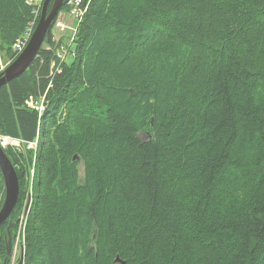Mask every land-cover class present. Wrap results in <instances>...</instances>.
I'll list each match as a JSON object with an SVG mask.
<instances>
[{
  "label": "trees",
  "instance_id": "trees-1",
  "mask_svg": "<svg viewBox=\"0 0 264 264\" xmlns=\"http://www.w3.org/2000/svg\"><path fill=\"white\" fill-rule=\"evenodd\" d=\"M68 1L0 86V133L38 136L32 183L4 150L10 214L32 193L22 264H264V0H81L70 44ZM38 18L0 0L3 57Z\"/></svg>",
  "mask_w": 264,
  "mask_h": 264
},
{
  "label": "water",
  "instance_id": "water-1",
  "mask_svg": "<svg viewBox=\"0 0 264 264\" xmlns=\"http://www.w3.org/2000/svg\"><path fill=\"white\" fill-rule=\"evenodd\" d=\"M63 0H44L43 5L40 11L39 18L36 25L29 37V40L23 50L15 56V58L0 72V86L8 83L10 80L16 78L21 73L26 71L42 46L44 39L47 35L49 26L51 22L55 19L58 12L62 7ZM76 156L73 158L75 159ZM0 173L3 178L4 185V198L0 206V224L7 219V217L12 212L18 198L19 185L18 177L15 171L13 164L10 159L7 157L5 151L0 147ZM26 193V207L25 212H28V209L31 205V195ZM9 236V233H8ZM11 241L6 243V254L10 252ZM6 259V258H5ZM24 259V253L21 251V254L17 258L16 264H22ZM115 262L119 264H124L123 261H120L116 257ZM5 263V261H4ZM3 263V264H4Z\"/></svg>",
  "mask_w": 264,
  "mask_h": 264
},
{
  "label": "built area",
  "instance_id": "built-area-1",
  "mask_svg": "<svg viewBox=\"0 0 264 264\" xmlns=\"http://www.w3.org/2000/svg\"><path fill=\"white\" fill-rule=\"evenodd\" d=\"M80 0H69L68 5H69V14L74 17L76 25L81 21L82 15L79 9L77 8V4L79 3ZM43 0H25V3L33 8V15H34V20L39 14L41 5H42ZM34 20L30 23V26L27 29L26 34H24L21 38H18L13 46H12V51L15 53V56H17L25 47L27 44L29 37L33 31L34 27ZM55 26L59 27L61 30L63 29H70L71 27L60 22L56 21ZM72 29V35L75 32V27L71 28ZM72 35L71 38L69 39V44L72 41ZM62 48L59 53H57V57H62ZM11 60L7 61L6 63H3L0 61V72L4 70V68L10 63ZM25 106L29 109H32L37 112V114L40 116L43 111L46 108V100H45V94L41 95L38 100H33L31 97H28L25 102ZM38 146V136L35 137V139L31 141L24 140L19 137H14L10 135H5L0 133V147L2 149H10L13 152H22V153H31L32 154V163L34 165V159H35V153L37 150ZM18 154V153H17ZM33 172L34 169L31 171V176L29 172V181L32 183V178H33ZM29 194L31 195V192L29 191ZM26 217H27V211L25 212V207H23V210L18 216V229L15 235V247L19 245L20 243L24 242V228H25V223H26Z\"/></svg>",
  "mask_w": 264,
  "mask_h": 264
},
{
  "label": "flooded vegetation",
  "instance_id": "flooded-vegetation-1",
  "mask_svg": "<svg viewBox=\"0 0 264 264\" xmlns=\"http://www.w3.org/2000/svg\"><path fill=\"white\" fill-rule=\"evenodd\" d=\"M2 178L1 176V173H0V179ZM2 183H3V178H2ZM0 185H1V182H0ZM3 198H4V185L2 184V188L0 187V206L2 204V201H3ZM23 210V209H22ZM21 213V212H20ZM17 224V229H18V218L15 217V215H12L10 214L7 219H5L1 224H0V234L2 233V236L4 237V243H5V248H6V243L8 241H11L10 242V245H11V249L15 247V235H16V232H17V229H16V232H15V235L11 233V230H10V227L12 225H15ZM5 227V231L2 232L3 228ZM8 233H9V236H8ZM7 254L5 253V256L2 260V262L0 264H3L4 261H5V258L7 260L8 258V255H10V253L6 256ZM17 258L16 257L14 260H12L11 264H16L17 263ZM6 264V262H5Z\"/></svg>",
  "mask_w": 264,
  "mask_h": 264
},
{
  "label": "rangeland",
  "instance_id": "rangeland-1",
  "mask_svg": "<svg viewBox=\"0 0 264 264\" xmlns=\"http://www.w3.org/2000/svg\"><path fill=\"white\" fill-rule=\"evenodd\" d=\"M67 15V16H66ZM64 14L63 15V17H61V20L64 22V23H68V25H70V26H73L74 25V17H72V16H70V15H68V14ZM64 16H66V17H64ZM57 28V27H56ZM54 29V31H53V34H54V40H58L60 37H62L63 35H68V34H70V29H67V30H60V29ZM67 58H69V57H67ZM0 61L1 62H3V63H6L7 61H9V60H7L5 57H3L2 55H1V52H0ZM16 153V152H15ZM18 153V157L20 158V157H24L26 154L25 153H22V152H17ZM32 161V160H31ZM32 169H34V165H33V163L31 162V165H30V167H29V172H30V176H31V171H32ZM29 187V186H28ZM29 192V191H28ZM27 192V193H28ZM26 194V193H25ZM23 244L25 245V243L23 242Z\"/></svg>",
  "mask_w": 264,
  "mask_h": 264
},
{
  "label": "bare ground",
  "instance_id": "bare-ground-1",
  "mask_svg": "<svg viewBox=\"0 0 264 264\" xmlns=\"http://www.w3.org/2000/svg\"><path fill=\"white\" fill-rule=\"evenodd\" d=\"M77 8L79 9V11L81 12V15H82V17H83V15H84V12H85V10H86V8H84L83 6H82V4H81V0L79 1V3L77 4ZM82 19V18H81ZM67 51H68V49H63L62 50V52H61V54H62V57L60 58L61 59V61L66 57V54H67ZM57 68H59V66H57ZM40 94H39V97H34V96H29V97H31L33 100H38L39 98H40ZM31 154V153H30ZM29 154V155H30ZM30 157V156H29ZM17 158V157H16ZM18 166V165H17ZM17 173V172H16ZM0 187H1V185H0ZM26 192V191H25ZM32 194V193H31ZM21 251L24 253V244H23V242L22 243H20L19 245H17L16 247H14V248H10V254H11V262H12V260H14L16 257H18L20 254H21ZM7 256V255H6ZM5 262H6V259H5ZM5 264V263H4Z\"/></svg>",
  "mask_w": 264,
  "mask_h": 264
},
{
  "label": "crops",
  "instance_id": "crops-1",
  "mask_svg": "<svg viewBox=\"0 0 264 264\" xmlns=\"http://www.w3.org/2000/svg\"><path fill=\"white\" fill-rule=\"evenodd\" d=\"M67 16V15H66ZM66 16H64V17H66ZM62 17H63V15H62Z\"/></svg>",
  "mask_w": 264,
  "mask_h": 264
}]
</instances>
